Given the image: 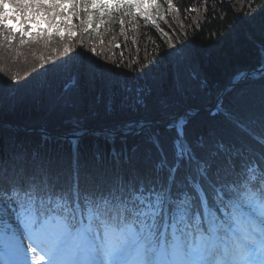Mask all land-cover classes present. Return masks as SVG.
Returning <instances> with one entry per match:
<instances>
[{
  "label": "snow or ice",
  "instance_id": "6c2138e0",
  "mask_svg": "<svg viewBox=\"0 0 264 264\" xmlns=\"http://www.w3.org/2000/svg\"><path fill=\"white\" fill-rule=\"evenodd\" d=\"M159 8L157 0H0V42L11 47L17 35L20 45L28 43L25 37L46 44L70 40L78 27L74 18L86 35L116 19L123 25L125 17L129 23L143 17L159 28ZM186 64L187 57L177 55L148 89L130 88L82 65L57 102L91 109L99 87L109 93L107 112L118 93H128L124 99L140 109L154 95L157 109L168 111L187 91ZM47 88L36 85L31 95ZM233 104L258 116L250 123H259V134L230 112L224 116L244 127L250 141L225 140L203 123L202 131L190 135L191 110L173 115L166 125L170 137L150 119L106 130L109 143L117 135L121 140L108 154L82 153L86 130L78 122L69 139L70 158L49 146L53 138L44 129L39 146L9 139L0 150V264H264V90L240 94ZM129 137L135 138L131 144Z\"/></svg>",
  "mask_w": 264,
  "mask_h": 264
},
{
  "label": "trees",
  "instance_id": "16d2710c",
  "mask_svg": "<svg viewBox=\"0 0 264 264\" xmlns=\"http://www.w3.org/2000/svg\"><path fill=\"white\" fill-rule=\"evenodd\" d=\"M157 2L160 5L158 12L164 16L163 20L156 17L159 28L151 21H144L143 17L131 23V18L125 17L123 25L116 19L99 25L98 34L89 31L86 35L85 25L74 18L73 22L78 27L70 40L54 38L46 44L44 39L36 42L25 37L28 43L20 45L21 37L17 35L11 47L7 42H0V92L3 93L0 102V150L6 149L9 139L13 138L29 147L39 146L38 133L32 129L61 131L75 126L74 122L84 130L113 129L131 121L161 120L182 109L197 111L209 104L221 89L227 90V103L248 122L258 118L237 110L233 98L240 94L258 95L264 90V72L256 78L248 76L230 88L227 86L237 76L258 68L263 62L264 31L260 23L264 20V0H254L250 7L248 0H172L171 6L167 0ZM156 12L153 10L154 15ZM109 28L110 31L106 30ZM117 44L121 47L117 48ZM177 55L187 57L182 75L188 82V88L183 98L168 111L157 109L154 95L148 98V108L140 109L124 99L128 93H118L113 110L107 112L105 105L109 101V93L99 87L92 92L94 106L91 109L65 107L57 102L63 93L64 83L71 79V72L75 69V79L77 69L82 65L95 66L112 80L126 82L130 88L148 89L154 88L156 73L162 68L167 69ZM13 77L16 78L14 81ZM9 84L20 87L11 89ZM39 84H46L48 88L34 97L31 90ZM97 97L99 102H96ZM202 123L216 127L218 137L225 140H251L248 134L234 125L207 118L199 111L192 129L202 131L199 127ZM22 129L31 131L22 132ZM134 140L129 137L128 143ZM120 142L118 135L114 147L119 149ZM49 146L70 158L69 144L53 140ZM80 147L85 155L97 150L109 153L105 141H94L89 135L80 141Z\"/></svg>",
  "mask_w": 264,
  "mask_h": 264
},
{
  "label": "water",
  "instance_id": "95a60500",
  "mask_svg": "<svg viewBox=\"0 0 264 264\" xmlns=\"http://www.w3.org/2000/svg\"><path fill=\"white\" fill-rule=\"evenodd\" d=\"M260 69H262V70H263V69H264V67H261V68H259V70H260ZM241 80H242V79H241V78H239V79L237 80V82H239V81H241Z\"/></svg>",
  "mask_w": 264,
  "mask_h": 264
},
{
  "label": "rangeland",
  "instance_id": "374dc122",
  "mask_svg": "<svg viewBox=\"0 0 264 264\" xmlns=\"http://www.w3.org/2000/svg\"><path fill=\"white\" fill-rule=\"evenodd\" d=\"M193 113H195V111L194 110H191Z\"/></svg>",
  "mask_w": 264,
  "mask_h": 264
},
{
  "label": "bare ground",
  "instance_id": "6f19581e",
  "mask_svg": "<svg viewBox=\"0 0 264 264\" xmlns=\"http://www.w3.org/2000/svg\"><path fill=\"white\" fill-rule=\"evenodd\" d=\"M155 122V121H154ZM156 123V122H155Z\"/></svg>",
  "mask_w": 264,
  "mask_h": 264
}]
</instances>
